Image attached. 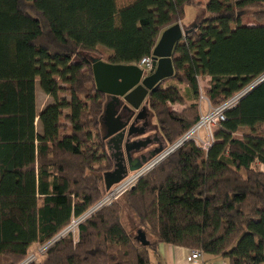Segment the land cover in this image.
Segmentation results:
<instances>
[{"label": "trees", "instance_id": "1", "mask_svg": "<svg viewBox=\"0 0 264 264\" xmlns=\"http://www.w3.org/2000/svg\"><path fill=\"white\" fill-rule=\"evenodd\" d=\"M190 5L200 1L0 0V264H19L106 192V98L91 58L137 64ZM250 8L257 24L242 22ZM192 24L173 48L175 76L147 97L166 145L200 116L197 103L170 108L184 99L167 81L197 100L198 77L209 76L205 95L217 106L264 74V0H206ZM37 85L52 100L39 112ZM263 127L264 81L225 112L207 149L184 142L28 264H152L159 243L264 264Z\"/></svg>", "mask_w": 264, "mask_h": 264}, {"label": "water", "instance_id": "2", "mask_svg": "<svg viewBox=\"0 0 264 264\" xmlns=\"http://www.w3.org/2000/svg\"><path fill=\"white\" fill-rule=\"evenodd\" d=\"M180 23L164 29L152 51L151 68L145 72L136 64H112L91 58V67L98 92L105 95L100 117L107 151L113 168L102 175L105 191L120 182L129 172L142 167L148 160L161 152L166 145L156 125H151L147 97L161 83L175 76L172 65L174 46L192 29ZM150 118L147 119V112ZM146 115V116H145ZM160 136L154 149L149 136H140L153 130ZM139 153L138 155H134ZM135 239L142 245L149 244L146 234L137 230Z\"/></svg>", "mask_w": 264, "mask_h": 264}, {"label": "built area", "instance_id": "3", "mask_svg": "<svg viewBox=\"0 0 264 264\" xmlns=\"http://www.w3.org/2000/svg\"><path fill=\"white\" fill-rule=\"evenodd\" d=\"M151 64L152 54L141 58V60L136 65L139 66L143 71L147 72L151 68ZM262 81H264V74L225 100L223 103L217 106H210L206 112L200 114L198 121L178 140L170 145L165 146L161 152L148 160L139 169L129 172L120 182L107 190L103 197L90 209L77 217H73L70 223L60 233H58L45 244L39 245L34 252H30L28 256L19 264H28L29 262L37 260L39 256L45 253L49 246H51L65 234L71 233L75 235L77 233L78 225L83 220H85L97 209L112 203V201L117 199L124 192L132 188L139 178L150 171L156 164L162 161L170 153L179 148L184 142L191 140L202 149H207L213 141L214 131L225 120V112L228 109L234 107L242 96H244L253 86ZM201 133H204V138L201 136ZM187 259L194 264H210L205 258L204 253L197 249H190Z\"/></svg>", "mask_w": 264, "mask_h": 264}, {"label": "crops", "instance_id": "4", "mask_svg": "<svg viewBox=\"0 0 264 264\" xmlns=\"http://www.w3.org/2000/svg\"><path fill=\"white\" fill-rule=\"evenodd\" d=\"M198 1H200V5L199 6H194L195 8H197V13H196V18H195V20H193V22L196 21L198 16L203 12V6L205 4V3L202 4L201 0H198ZM205 2H206V0H205ZM190 6H193V5H190ZM186 8H185V13H186ZM179 23L181 25H184V26H189L190 25V24L184 23L183 20L180 21ZM245 24L254 25L255 23H245ZM105 53H106V55H108L111 52L110 53L105 52ZM209 81H210V77L209 76H200V77H198L199 94H200L199 96L203 95V100L201 98L199 99V97H198L197 100H195V97H194L191 89L187 85L177 83L174 80L173 81L172 80L171 81H167L168 82L167 84L176 85L178 87V89L180 91V94L182 95V97L184 99V102L182 104H180V103L170 104V108L172 110L177 111V112H181L184 108H186L191 103H197L199 114L206 112L208 110V108L211 106L210 102L208 101V99H207V97L205 95V91L209 87ZM38 92L39 91L35 90L36 103H37V93ZM45 96L48 98L47 95H45ZM45 105L46 104H42L41 106H37V104H36L37 112H39ZM146 117H147V119L150 118V112L149 111L147 112V116ZM156 124H157L156 123V118H155L154 115H152V117H151V125H156ZM35 127H36V130L38 132H40L41 128H40V125H39V129H38L37 120L35 122ZM101 130L103 132L102 127H101ZM263 130H264V127H263ZM150 134H152V130L147 132L145 134V136L150 135ZM201 136L204 138V136H205L204 133H201ZM257 167L261 171L264 172V164H257ZM74 236H76V234ZM38 246H39L38 244L33 243L30 246L29 249L30 250L33 249V251H34V250L37 249ZM189 252H190V248L174 246V245L165 244V243H159L157 245L155 253L152 254V257H151L152 264H194L193 262H191V261H189L187 259V256H188ZM205 258L209 261L210 264H228V261L225 258H222L220 256H213V255H210V254H206Z\"/></svg>", "mask_w": 264, "mask_h": 264}, {"label": "rangeland", "instance_id": "5", "mask_svg": "<svg viewBox=\"0 0 264 264\" xmlns=\"http://www.w3.org/2000/svg\"><path fill=\"white\" fill-rule=\"evenodd\" d=\"M201 1H202V4L205 3V0H201ZM255 9H257V8H250L249 10H246V12H243V18H242L243 23H255V24H257L256 18L252 16V13L255 11ZM196 13H197V8H195L194 6H188L186 8V13H185V17L183 19V22L186 24H191L193 22V20H195V18H196ZM106 52L110 53L111 51L106 50ZM36 90L39 91L37 93V103H36L37 106H41L42 104H48V103L52 102V100L49 97L47 98L43 94V92L41 91V89L39 88L38 85L36 86ZM200 98L203 100V95L199 96V99ZM37 127L39 129L38 122H37ZM127 228L132 232V234L134 236L137 235L138 229H137V226L135 225V223L134 224L131 223V225L129 223H127ZM146 238L149 239L148 236H146ZM30 251L32 252L33 249Z\"/></svg>", "mask_w": 264, "mask_h": 264}, {"label": "flooded vegetation", "instance_id": "6", "mask_svg": "<svg viewBox=\"0 0 264 264\" xmlns=\"http://www.w3.org/2000/svg\"><path fill=\"white\" fill-rule=\"evenodd\" d=\"M146 116V115H145ZM153 129V128H152ZM147 136H149L150 137V140H152V144L150 145V146H148L147 148H146V150L145 151H147L149 148H150V150L151 149H154L155 147H157V144L155 143V141L157 140V139H159L160 141H161V139H160V136L158 135V134H156V131H154V129L152 130V134H150V135H147ZM142 137H145V134L144 135H142V136H140V138H142ZM152 146V147H151ZM139 153H136V154H134L135 156L136 155H138Z\"/></svg>", "mask_w": 264, "mask_h": 264}]
</instances>
